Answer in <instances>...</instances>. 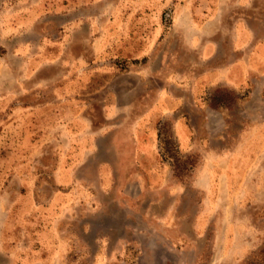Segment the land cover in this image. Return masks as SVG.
Here are the masks:
<instances>
[{"label": "rangeland", "instance_id": "374dc122", "mask_svg": "<svg viewBox=\"0 0 264 264\" xmlns=\"http://www.w3.org/2000/svg\"><path fill=\"white\" fill-rule=\"evenodd\" d=\"M263 246L264 0H0V264Z\"/></svg>", "mask_w": 264, "mask_h": 264}, {"label": "trees", "instance_id": "16d2710c", "mask_svg": "<svg viewBox=\"0 0 264 264\" xmlns=\"http://www.w3.org/2000/svg\"><path fill=\"white\" fill-rule=\"evenodd\" d=\"M246 264H264V246L257 252L256 256Z\"/></svg>", "mask_w": 264, "mask_h": 264}]
</instances>
